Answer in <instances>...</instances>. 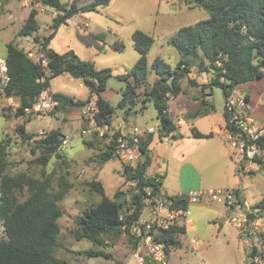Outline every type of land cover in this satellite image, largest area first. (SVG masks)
<instances>
[{"label":"rangeland","instance_id":"1","mask_svg":"<svg viewBox=\"0 0 264 264\" xmlns=\"http://www.w3.org/2000/svg\"><path fill=\"white\" fill-rule=\"evenodd\" d=\"M59 1L66 8L72 3L80 8L91 0ZM31 10L34 9L23 6L19 0L0 1V57H5L6 45L9 43L22 52L31 51L38 55L34 36H49L53 32L52 20L60 12L50 7H43L39 12L34 10L37 12L38 32L31 37H17V31ZM207 18L208 13L194 7L192 0H112L108 6L99 7L95 11L87 13L78 11L65 24L59 26L48 48L59 55L72 51L79 59L92 63L97 71L109 70L111 76L106 79L104 91L100 96L113 109L112 122L121 128H125V122L128 130L133 127L140 130L153 128L156 133L160 120L157 118L154 100L147 94L152 91L160 77L152 70V63L159 59L174 70L179 55L168 41L180 28L192 26ZM135 31L150 36L153 44L146 55V79L140 86L133 88L134 98L131 101V97L125 99L124 92L127 83L133 86V79L129 77L127 82H124L121 77L127 75L139 57L133 49L131 39ZM98 34L104 35L102 40H93V36ZM115 42L123 44L122 51L111 48ZM96 45H101L102 50L97 51ZM197 64L199 59L190 66L187 76L180 80L184 91L180 96L204 99V94H209L207 102H212L214 115L198 124L201 129L207 130L221 119L225 99L220 88L208 87L212 71L200 72ZM170 80L167 78L166 82L170 83ZM189 80L196 84H190ZM248 84L247 89L252 94L250 105L252 118L260 125L264 117V102L259 95L264 94V75ZM241 86L243 85L231 93L228 100H235L240 95L248 93ZM48 89L53 94L58 93L75 101H84L89 96V91L82 85L81 80L74 79L67 73L51 79ZM95 99L96 96L93 95L90 102L94 104ZM174 104L167 100L170 107L174 108ZM197 107L198 105L189 109ZM18 108L19 101L16 97L7 96L0 100V145L5 148L7 162L4 175L10 177L24 175L41 182L47 181L51 192H57L65 184L68 186V191L58 203L63 215L57 220L59 234L53 250L54 256L67 264H136L133 254L137 247L135 244L133 249L127 233H122L118 237L102 234V246H97L86 239H79L81 229L76 218L83 210L96 205L101 199L90 189L89 182L99 183L104 189V196L108 199L112 200L117 193L118 201L123 205L129 203L134 190V184L125 176L124 164L116 158L106 163L101 161L105 139L83 133V130L89 127L88 122L81 117L83 108L57 110L53 118L28 117L26 130L31 138L25 141L15 131L17 126L26 121L25 118L16 117ZM184 121L183 130L190 125L189 121ZM188 128L190 130L191 126ZM53 130H59L66 143L60 144L56 153L49 156L46 164H42L38 161L44 155V149L38 141ZM156 142L159 143L157 140ZM160 143L158 148L165 154L172 149L166 137H163ZM139 161H142V158ZM237 163L242 167L247 166L249 170V173H240V176H236V183L239 184L244 201L257 204L264 200V169L256 167L250 169L248 167L250 164L246 160L238 159ZM256 163L264 167V158L256 160ZM152 168L157 170L158 166L147 168L148 177L153 175ZM174 184L175 180L170 179L169 185L173 187ZM27 196L24 187L13 193L18 203L23 202ZM189 211L190 215L187 216L191 221L189 230L179 236L180 247L167 248V264H264V241L259 237L258 246L253 247V239L249 237L248 243H245L236 230L225 222L226 217L221 215L223 208L220 204H191ZM125 214L124 205L122 216ZM3 238L4 232L0 221V240ZM190 239L197 241L196 249L189 243ZM96 251L104 252L108 258L90 257L89 253ZM139 252L142 255L145 253L142 248ZM250 254L253 255L252 258Z\"/></svg>","mask_w":264,"mask_h":264},{"label":"trees","instance_id":"2","mask_svg":"<svg viewBox=\"0 0 264 264\" xmlns=\"http://www.w3.org/2000/svg\"><path fill=\"white\" fill-rule=\"evenodd\" d=\"M3 2V0H0ZM47 7L60 12L52 20L53 32L47 37L34 36L38 51L47 59V65L51 74H44L38 64L27 57V52H22L12 43L6 45L5 59L8 67L9 83L6 96L18 98L19 108L16 117L25 118L26 121L15 128L16 133L25 140L31 135L25 130L29 122L28 117L22 115V109L30 106L39 94L48 90L51 79L60 74L67 73L74 79H80L82 85L89 91V96L84 101H75L67 96L54 93L57 101V110H65L71 107L83 108L91 97L96 96L95 104L98 112L94 118L99 126L107 127V131L100 137L105 139L104 152L101 154L103 163L115 158V140L118 132L111 128L113 109L100 96L104 91L105 81L110 78L109 70L97 71L93 64L79 59L72 51L59 55L48 48L60 25L65 24L78 11L87 13L106 7L112 0H91L86 5L77 8L71 4L69 8L62 5L59 0H38ZM194 7L205 10L208 18L195 23L192 26L180 28L168 44L179 55L178 63L174 70L155 59L152 70L160 77L156 81L152 91L147 94L153 98V104L160 120L158 137H166L175 133L176 128L171 119L166 115L168 96L176 97L181 91L180 80L189 72L191 61L198 60V71L212 73L208 87L221 89L225 99L223 118L225 130L233 133L235 128L231 124L230 112L228 111V99L231 93L240 85H245L258 80L264 75V0H192ZM37 12L31 10L23 24L17 31V37H31L38 32L39 26L35 19ZM103 34L93 36V40L101 41ZM133 49L139 58L134 63L126 76L121 80L127 82L133 79V86L126 85L125 99L134 98L133 88L140 86L146 79V55L150 50L153 40L141 31H135L131 35ZM88 46V44H87ZM97 51L102 50L101 45L95 46ZM111 48L122 51L123 44L115 42ZM44 77V80L39 81ZM170 78V83L166 79ZM190 84H195L189 80ZM209 95V94H208ZM244 100L249 101L248 93L244 94ZM214 111L212 102L202 99L198 107L190 114L191 119L204 117ZM194 138L209 139L214 133H199L194 127L190 129ZM59 130L50 131L38 143L44 149V155L38 162L46 164L50 155L55 154L64 138ZM153 135L148 134L140 140V152L142 161H138L133 167L124 165V173L128 181L134 183V190L130 195L128 204L125 205V215L122 216L123 203L118 201L117 193L114 198L104 196L103 187L96 182H89L88 186L101 199L94 205L83 210L76 218L81 233L79 239H86L97 246L103 245L102 234L118 237L127 233L135 248L138 240L133 230L142 208L145 205L147 194L145 188L153 187L152 194L160 191V182H154V178L146 175L150 166L148 147L152 142ZM259 148L264 150V134L257 140ZM89 146V144H86ZM7 167L5 160V148L0 145V221L2 223L4 238L0 240V264H67L64 260L54 256L53 250L57 243L59 226L57 220L63 215L58 203L68 191V186L61 184L57 192L49 190L47 181H38L27 178L24 175L6 176L4 171ZM242 165L238 164V170ZM25 188L28 196L21 202H16L13 193ZM173 207L185 208L184 198L177 199L172 196ZM264 207V200L258 203ZM185 234L184 227L171 226L169 230L155 237L157 242H165L167 247H180L179 236ZM264 238V234H262ZM90 257L108 258L102 251L90 252Z\"/></svg>","mask_w":264,"mask_h":264},{"label":"built area","instance_id":"3","mask_svg":"<svg viewBox=\"0 0 264 264\" xmlns=\"http://www.w3.org/2000/svg\"><path fill=\"white\" fill-rule=\"evenodd\" d=\"M23 6L30 7L36 11H41L43 5L38 0H19ZM34 55L32 52H27V57L39 65L44 74H51L47 65V59L40 52ZM44 77L39 81H43ZM9 83L8 67L5 57H0V100L5 99L6 90ZM264 102V94L261 95ZM58 103L53 97V93L49 90L42 91L38 98L30 105L22 109V115L25 117H49L56 116ZM228 111L230 112L231 124L235 128L233 133L226 131V143L231 149V157L237 160H246L257 169L256 160L264 158V150L259 148L257 140L264 134V124H256L251 116L248 102L244 100V95L228 100ZM98 108L94 102H89L83 107L82 120L87 121L89 127L83 130V133L88 135L95 134L102 136L107 127L97 125L95 114ZM177 125L182 124V120H176ZM118 132L115 140L116 146L114 157L122 164L133 167L142 157L140 152V140L148 134H159V130L155 133L153 128L140 130L133 127L130 132ZM169 141H173L170 136ZM65 140L62 145H65ZM264 167H261L263 170ZM159 179L154 178V182ZM134 184V183H133ZM147 198L142 212L135 222L133 230L138 238L136 242V251L133 254L136 264H167V245L165 242H157L155 237L169 230L171 226H179L188 228L191 221L187 219L190 215L189 205L196 204H220L223 208L221 215L226 217L225 222L231 225L239 237L248 243L247 238H252L253 247H257L259 237L264 234V207L257 204H249L242 200L236 189H216V190H197L188 192L187 194L174 195L177 199L184 198L187 206L185 208L173 207V202L170 199L172 196H167L161 192L152 194L153 187L145 188ZM189 243L194 249L198 246L197 241L190 239ZM142 248L145 253L142 255L139 249ZM264 257V256H263Z\"/></svg>","mask_w":264,"mask_h":264},{"label":"crops","instance_id":"4","mask_svg":"<svg viewBox=\"0 0 264 264\" xmlns=\"http://www.w3.org/2000/svg\"><path fill=\"white\" fill-rule=\"evenodd\" d=\"M85 1L88 2V0ZM43 6L47 7L45 5ZM248 85L249 84H245L241 86V88L248 92V107L251 113L250 105L252 103V94L247 89ZM180 93H184V91L182 90ZM180 93L176 97H169L168 100L174 102L175 107L172 108L167 105L166 109V115L171 119L176 128L175 133L166 136L172 149L166 154L162 152V149L158 148V145H161L160 142L163 140V137L159 138L157 134H152V142L148 147V154L151 159L149 167L158 166V169L155 170L152 168L153 175L150 177L159 179L160 190L167 196L187 194L188 192L197 190L236 189L240 198L244 200L241 195L239 184L236 183V176H240V173H249V170L247 166H244L241 171H239L237 160H232L230 155L231 149L225 140L226 130L223 114L218 123L213 124L207 130H203L198 124L203 119L213 117L214 111L204 117L191 119L190 114L196 108L192 110L189 108L192 106L196 107L202 99L188 96L182 98ZM261 95L262 94H260L259 97ZM207 98H209V96L204 94V99L206 101ZM180 110L184 112V115H182V111ZM178 119L182 120L181 125L176 124V120ZM184 120L189 121L190 125L188 127H194L199 133L208 134L212 132L214 136L209 139L192 137L188 127L185 130L182 129V126L185 125ZM261 120V124H264V117ZM124 125L125 128H121L120 125L111 122V128L114 131H120L122 133L130 132L131 130L126 128L127 125L125 122ZM170 136L173 137L172 142L168 139ZM156 140L159 143H157ZM249 164L248 167L252 169L251 167L254 166L251 163ZM170 179L175 180L173 187L169 185ZM188 230V228H185V232Z\"/></svg>","mask_w":264,"mask_h":264},{"label":"water","instance_id":"5","mask_svg":"<svg viewBox=\"0 0 264 264\" xmlns=\"http://www.w3.org/2000/svg\"><path fill=\"white\" fill-rule=\"evenodd\" d=\"M195 61V59H193L192 61H191V66L193 65V62ZM253 257V255L252 254H250V258H252Z\"/></svg>","mask_w":264,"mask_h":264}]
</instances>
